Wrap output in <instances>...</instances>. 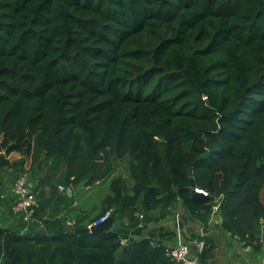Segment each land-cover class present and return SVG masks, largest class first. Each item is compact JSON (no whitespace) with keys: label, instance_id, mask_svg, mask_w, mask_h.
Returning <instances> with one entry per match:
<instances>
[{"label":"trees","instance_id":"trees-1","mask_svg":"<svg viewBox=\"0 0 264 264\" xmlns=\"http://www.w3.org/2000/svg\"><path fill=\"white\" fill-rule=\"evenodd\" d=\"M13 157L22 173L61 164L67 183L128 158L95 219L140 236L0 225V264H173L136 213L179 201L205 228L217 204L220 229L264 251V0H0V166ZM197 240L210 264L215 240Z\"/></svg>","mask_w":264,"mask_h":264},{"label":"crops","instance_id":"crops-1","mask_svg":"<svg viewBox=\"0 0 264 264\" xmlns=\"http://www.w3.org/2000/svg\"><path fill=\"white\" fill-rule=\"evenodd\" d=\"M19 162L18 158L13 157L10 160V165L0 166V225L19 230L21 234L54 235L61 231L72 232L81 225H88L90 228L95 217L101 212L103 198L110 193L111 179L115 176H122L128 182L130 181L129 174H117L118 164L115 163L112 171L107 172L109 174L92 183H85L83 180L67 183L65 169L61 164L53 165L51 162L44 161L34 170L27 172L37 182L35 196L38 202L35 219L27 223L16 215L12 208L14 202L13 183L16 177L25 171L19 167ZM72 180L74 179L72 178ZM261 195L264 199V189ZM136 214L144 213L137 212ZM186 214L185 207L179 212V205L176 207L175 213L165 217L156 218L148 213L144 216L147 218V226L142 235L152 234L155 239L160 240L161 244L166 246L176 241L193 243L198 236L211 235L215 240V248L213 259L208 260L210 264H262L261 255L263 252L256 253L251 247L244 246L238 238L220 229L221 217L217 208L211 214L207 228L204 227V223L200 219H188ZM124 218L118 220L121 222L119 227H122L123 232L128 233L130 237L138 238L140 235L132 234L131 228L127 225L128 217L127 220ZM123 222L125 225H122ZM167 231L174 233L172 238L162 239L161 233ZM263 233L264 226L260 234ZM123 239V243H126V238Z\"/></svg>","mask_w":264,"mask_h":264},{"label":"built area","instance_id":"built-area-1","mask_svg":"<svg viewBox=\"0 0 264 264\" xmlns=\"http://www.w3.org/2000/svg\"><path fill=\"white\" fill-rule=\"evenodd\" d=\"M36 187L35 181L27 173H21L12 186V194L14 196L13 211L27 223L35 219V212L38 205L35 196ZM194 191L208 196V192L204 189L196 188ZM216 208L217 206L213 207V213ZM109 217L110 211L99 216L91 225L102 222ZM139 218L138 227L145 229L147 224L143 219V214H140ZM203 247L204 241L202 240H196L193 243L176 241L167 246L166 254L173 264H201L199 254L203 250ZM261 252H263L261 255V263L264 264V251Z\"/></svg>","mask_w":264,"mask_h":264},{"label":"water","instance_id":"water-1","mask_svg":"<svg viewBox=\"0 0 264 264\" xmlns=\"http://www.w3.org/2000/svg\"><path fill=\"white\" fill-rule=\"evenodd\" d=\"M191 181H192V183H194L193 179ZM192 198L197 200V201H200V202H208V199H209L208 196H204L202 193H199V192H193ZM178 205H179V212H180V209H182V208L184 209V207H183V204L181 201L178 202ZM124 220H127V217H125ZM120 224H121L120 221L115 220L114 217L112 215H110V217L108 219L91 225L90 229H91V231L114 230V229L118 228L120 226ZM260 237L262 238V241L264 243V233L260 234ZM154 242L156 244L161 243V241L157 240V239H154ZM122 247L124 248L125 244H123Z\"/></svg>","mask_w":264,"mask_h":264},{"label":"rangeland","instance_id":"rangeland-1","mask_svg":"<svg viewBox=\"0 0 264 264\" xmlns=\"http://www.w3.org/2000/svg\"><path fill=\"white\" fill-rule=\"evenodd\" d=\"M112 161L114 163H117L118 165V169L116 170L117 174L120 175V174H129V159L128 158H125V159H112ZM120 164V166H119ZM128 172V173H127ZM129 178H130V181L131 182V177L129 175ZM176 212V211H175ZM140 215V214H139Z\"/></svg>","mask_w":264,"mask_h":264},{"label":"clouds","instance_id":"clouds-1","mask_svg":"<svg viewBox=\"0 0 264 264\" xmlns=\"http://www.w3.org/2000/svg\"><path fill=\"white\" fill-rule=\"evenodd\" d=\"M111 215V214H110ZM91 227V226H90Z\"/></svg>","mask_w":264,"mask_h":264}]
</instances>
